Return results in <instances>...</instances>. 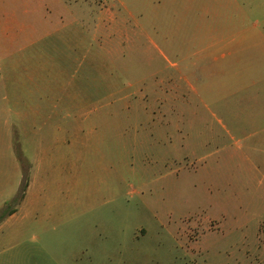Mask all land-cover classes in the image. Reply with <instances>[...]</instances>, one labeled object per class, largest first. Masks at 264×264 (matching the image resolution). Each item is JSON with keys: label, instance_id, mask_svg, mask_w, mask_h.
I'll return each instance as SVG.
<instances>
[{"label": "rangeland", "instance_id": "rangeland-1", "mask_svg": "<svg viewBox=\"0 0 264 264\" xmlns=\"http://www.w3.org/2000/svg\"><path fill=\"white\" fill-rule=\"evenodd\" d=\"M218 14L217 0H0V215L38 162L0 219V264H264V66L197 53Z\"/></svg>", "mask_w": 264, "mask_h": 264}, {"label": "crops", "instance_id": "crops-1", "mask_svg": "<svg viewBox=\"0 0 264 264\" xmlns=\"http://www.w3.org/2000/svg\"><path fill=\"white\" fill-rule=\"evenodd\" d=\"M205 4V3H204ZM208 7L211 6V1L208 2ZM218 5V26H219V36L216 38H213V43L207 44V46L203 49L198 50V54H202L205 51L210 50L211 48H214L218 45H221L224 49H229L233 47V50L228 51V55H231L232 53L235 54H241V53H249L247 56L252 59L253 63H256L258 67L264 66V0H217ZM210 9V8H209ZM207 11V10H206ZM209 35H206V37L203 36L199 37L202 42H204L209 38ZM196 39V38H195ZM225 57V55L223 54ZM160 73L156 72L155 74ZM142 85V84H140ZM160 87L158 83H155V87ZM171 90L169 93L162 91V97L163 100L160 101L159 99L155 100L156 104L160 105V111L157 112L160 114V117L163 120V110L165 109L166 103L169 101H175L180 100L178 95L173 92V90L178 89V86L176 84L170 85ZM132 87H135L132 83H127L123 86V89L130 90ZM163 89V85L161 86ZM193 89V88H192ZM139 104L141 106V109L139 110L140 113H147L145 105H143V101L139 99ZM124 103V102H123ZM127 110L129 114L131 113V98L127 101ZM134 109V108H133ZM34 115H41L39 110H33ZM55 112L51 111V115H47V119L44 118V121L42 120L41 125L38 127V132H34V136H37L38 139L40 138V135L43 133L44 127H47L48 122L51 118L55 117ZM66 118V116L64 115ZM74 119H76V116H74ZM157 119V117H156ZM158 121V119H157ZM50 123V122H49ZM33 128H36V123H32ZM62 131V128L58 126L56 131L54 133H58ZM45 135V136H44ZM42 136L43 138H47L48 135L45 133ZM42 138V139H43ZM44 146L39 141L37 144V150L42 149ZM39 151V150H38ZM38 167V162H34L31 166V175L28 179L27 188L25 190L24 198L22 201L18 204V206L14 209V212L5 220L6 222H9L12 218L17 215V212L22 210L23 206L25 205L26 201H28L29 198V192L30 190L35 186V180H36V170ZM16 197V196H15ZM14 197V198H15ZM12 199V201L14 200ZM11 201V202H12ZM41 250H45L46 245L40 244ZM4 253V252H3Z\"/></svg>", "mask_w": 264, "mask_h": 264}, {"label": "trees", "instance_id": "trees-1", "mask_svg": "<svg viewBox=\"0 0 264 264\" xmlns=\"http://www.w3.org/2000/svg\"><path fill=\"white\" fill-rule=\"evenodd\" d=\"M27 183H28V177L26 178V180H25V182H24V184H23V186H22V189H21V193H20V195L17 196L16 199L13 200L12 203H14V204H19V203L22 201V199L24 198L25 190H26V188H27ZM8 207H9V205H8ZM13 212H14V209H12V210H8L6 214L2 213V214L0 215V219H3L4 217H6V215H10V214H12Z\"/></svg>", "mask_w": 264, "mask_h": 264}]
</instances>
